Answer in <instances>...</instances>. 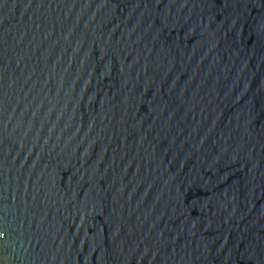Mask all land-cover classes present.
I'll use <instances>...</instances> for the list:
<instances>
[{"label": "water", "instance_id": "95a60500", "mask_svg": "<svg viewBox=\"0 0 264 264\" xmlns=\"http://www.w3.org/2000/svg\"><path fill=\"white\" fill-rule=\"evenodd\" d=\"M0 264H264V0H0Z\"/></svg>", "mask_w": 264, "mask_h": 264}]
</instances>
